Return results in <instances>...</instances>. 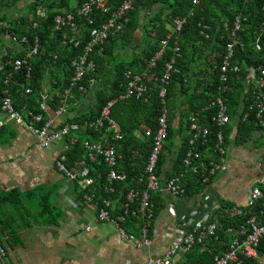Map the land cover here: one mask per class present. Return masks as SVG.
Returning a JSON list of instances; mask_svg holds the SVG:
<instances>
[{"label":"trees","instance_id":"trees-1","mask_svg":"<svg viewBox=\"0 0 264 264\" xmlns=\"http://www.w3.org/2000/svg\"><path fill=\"white\" fill-rule=\"evenodd\" d=\"M24 0H0V45L5 40L16 39L20 45V51L15 54L1 55L0 66L7 60L21 59L35 46L36 38L39 46V60L33 64L30 78H27L25 69L15 72L6 69L0 72V86L8 88L17 111L24 116L27 113L37 115L40 113L43 85L48 82L51 87L48 108L56 111L61 107V100L65 91L70 89L72 76V61L81 53L87 43L89 33L93 28H100L109 20L111 15L125 0H110L109 11L103 12L94 9L90 15L92 23L75 14L76 9L87 0H28L27 13L10 18L11 10H19L20 2ZM136 0L133 7L125 17L127 21L122 30L112 35L107 40L103 50L95 49L91 59L95 63V71H89L83 84L89 92L95 93V104L90 111L80 110L78 103L86 94L79 92L78 88H72L69 98V110L60 128L66 126H78L79 131L71 133L66 140L69 151L66 153L68 170L80 171L84 166L90 170V177L94 180V186L90 192L94 193L97 201L108 200L114 207V215L123 213L127 204V196L130 192L139 193V198L147 189V180L144 175L151 149V141L140 140L139 134H144L148 129L156 132L158 119L161 113L159 98L160 84L154 82V76H160L172 58L175 57V49L179 48L181 58L176 61V71L172 74L168 87V105L171 113L168 119V139L164 146L158 173L161 174L167 155L173 154L177 140L181 139V147L177 152V161L170 178L180 176L184 172V159L190 141L188 117L192 113L203 112L201 123L210 133L207 136L204 147L199 145V150L206 155L215 148L216 134L219 127L212 122L213 110L208 109L214 97L217 95L219 84V67L228 42L231 41V31L236 18L242 21V28L236 34L239 43L234 48L232 64L239 65L238 73L229 74V91L224 95V100L232 116H237L246 104L249 94H246V81L248 69L251 67L264 68V29H263V0ZM23 11V10H22ZM75 15L77 31L65 27L56 30L55 18L58 15ZM176 20H184L182 28L176 33ZM36 24V25H35ZM208 26V30H204ZM79 36L80 46L63 45L64 37ZM138 33L144 36L141 56H138L136 69L134 63L119 60L117 50L122 46H130ZM22 39H26L22 42ZM121 46V47H120ZM165 49L162 59L157 62L154 69L149 71L148 81L151 84L150 96L144 99H122L126 87L125 72L133 71L142 73L147 67L148 61L155 53ZM8 72L12 73L8 85L4 80ZM27 88L32 90L25 94ZM3 97L0 92V100ZM116 100L111 109V117L118 123L124 140L114 142L112 136L105 130L94 131L89 124L96 121L100 112L108 102ZM181 107V108H180ZM47 119V114L45 115ZM179 119V120H178ZM177 120L182 123L177 131L173 126ZM234 128L227 125L223 132L225 142L229 145L236 132L237 140H248L253 132L258 129L253 118L248 122L238 121ZM235 129V130H234ZM7 127L0 129V144L10 142L12 135H7ZM102 144L105 147H114L118 156L122 157L116 171L125 176L123 182L115 184V193L110 196L105 193L106 180L110 169L102 162L91 163L84 143ZM186 190V197H194L202 192L205 185L201 177L192 174L187 175L182 181ZM264 195V192H263ZM11 196L3 197L0 202H11ZM137 199L129 207V215L122 224V228L129 234L139 236L145 224V218L139 214ZM153 221L164 209L162 195L151 196ZM231 205H222L212 223L219 225L216 236L206 240L204 245L195 247L186 254L184 264H213L214 259L226 252L230 238L226 231L229 228H238L246 224L250 216L228 215ZM39 215L46 218L45 226H56L60 219L54 214L52 206L46 199L39 204ZM244 211V210H243ZM252 216L257 218V224H264V200L255 204L251 210ZM210 223V224H212ZM11 237H16V232H8Z\"/></svg>","mask_w":264,"mask_h":264},{"label":"built area","instance_id":"built-area-1","mask_svg":"<svg viewBox=\"0 0 264 264\" xmlns=\"http://www.w3.org/2000/svg\"><path fill=\"white\" fill-rule=\"evenodd\" d=\"M135 1L136 0H125L117 10L113 12L107 22L100 28H93L91 30L88 41L83 46L82 53L71 63L72 76L70 78V89L65 91V96L61 100L62 105L55 113L57 117L65 119L69 110L68 96L72 88H78L80 93L88 94V89L83 84V81L89 71H95L96 66L91 56L95 49L99 48L103 50L109 37L122 30L127 21L125 15L132 9ZM109 2L110 0H87L76 9L75 14L85 17L89 23H92L90 15L93 10L97 9L107 12L109 11ZM194 2L195 4H199V0H195ZM262 12L264 16V2ZM175 23V31L177 33L181 30L184 20H176ZM262 26L264 29V20ZM55 27L56 30L69 27L70 30L77 31L78 28L75 23V15L70 13L65 16H56ZM241 28L242 21L240 18H236L231 31V41L226 45L222 63L219 67L220 73L217 95L214 97L209 107L203 110L212 109L214 111L212 122L219 127V131L216 134L215 148L213 152L206 155L200 152L199 145L204 147L210 131L201 123L203 112H196L189 115L187 121L191 138L184 159V172L178 177L169 178L165 187V190L173 197H186V190L182 185V181L189 174L197 177L200 176L205 186L211 183V180L214 178L227 174L229 169V146L225 142L223 132L227 125H232L240 120L242 122H248L253 118L255 125L259 129L264 130V68L262 66L248 69L246 94H249V97L237 116L234 117L229 113V108L224 100V95L229 91V74L238 73L241 68L239 65L232 64L234 48L239 43L236 34ZM208 29V26H204V30ZM79 38L80 37L77 36L76 33L73 37L66 35L63 40V45L73 44L75 47H79ZM25 41L26 39H22V42ZM12 42L19 43L16 39H13ZM38 42L36 38V46L29 51L25 57L7 60L4 65L0 66V72L8 68L13 69L15 72L25 69L27 78H30L33 64L39 60ZM164 52L165 49H161L155 53L148 61L147 67L142 73H136L131 70L125 72L124 76L127 84L124 93L120 96L122 99L135 98L147 100L149 98L151 92V84L150 81H148L149 71L156 67L157 62L162 59ZM178 58H181V53L180 49L176 48L175 57L166 64L164 72L160 76H154L153 78L154 82L158 81L160 84L159 98L161 113L158 119L159 126L157 131L153 132L151 129H148L144 134H137L140 140L146 138L151 141V149L144 173L147 180V189L142 193L140 198L139 193L130 192L127 196V204L123 209V213L116 216L114 215V207L110 201L104 200L100 204L95 194L90 192L94 186V180L90 177V170L87 166H84L80 171H70L67 169L66 153L69 151V146L66 140L70 137L71 133L78 132L79 127L70 125L53 131L54 123L46 119L45 116L48 112L47 102L50 99L49 93L51 90L48 82L43 85L40 113L37 115L27 113V116H24L22 112L15 109L8 88H2L0 86V92L2 91L3 93V97L0 100V112L8 118L9 122L15 123L17 126L24 128V130L34 135L42 148L47 149L58 141L65 142V146L56 162L58 171L79 187L87 203L98 206V221L100 223H109L114 226L119 231L120 238L129 243L132 242V238L122 228V224L125 223L126 217L129 215L130 205L136 202L137 199H140L138 202L139 214L145 218V224L138 238L135 240V245L138 248H148L151 245L150 234L154 223L150 202L151 196L154 194H161L163 191L158 167L164 152V146L168 139V119L172 111L168 105V87L171 76L176 71V61ZM11 76L12 73L8 72L4 80L5 86L9 84ZM30 93H32V90L27 88L25 94L29 95ZM115 103L116 100L108 102L101 110L97 120L88 126L94 131L105 129L112 136L114 142H122L124 140L122 130L118 123L111 117V109ZM2 126L3 124L0 123V128ZM84 146L91 163L102 161L110 169V173L106 180L105 193L110 196L114 195L115 184L125 180V176L120 175L118 171H116L117 165L122 157L118 156L117 150L112 146L105 147L102 144L94 145L86 142ZM262 200H264V195L258 185L251 189L247 207L238 208L233 206L230 211H227L230 216L248 214L250 218L245 225L237 229L229 228L226 231L230 238L227 250L220 256H217L213 264H264V224L258 225L257 218L251 214V210L255 204ZM218 228L219 225L217 222L207 226H196L192 228L191 232L176 237L163 257L151 259L148 264H184L186 254L195 247L204 245L209 238L215 237ZM7 256V249L0 242V264H7Z\"/></svg>","mask_w":264,"mask_h":264},{"label":"crops","instance_id":"crops-1","mask_svg":"<svg viewBox=\"0 0 264 264\" xmlns=\"http://www.w3.org/2000/svg\"><path fill=\"white\" fill-rule=\"evenodd\" d=\"M28 3L20 2L19 10H11L9 17L27 13ZM143 42L144 36L138 33L132 45L120 46L117 57L134 63L136 69ZM20 49L19 43L5 40L0 45V56L15 54ZM93 104L95 93L89 92L78 108L90 111ZM47 115L54 123L53 131L59 130L64 119L50 108ZM178 120L173 126L177 131L182 125ZM0 123V129L7 127V135L13 136L7 144H0V201L12 197L11 202H0V242L7 249V264H148L151 259L163 257L176 237L215 221L222 205L245 208L252 188L259 185L264 192L263 129L258 128L245 141L237 140L235 132L228 145L227 174L211 180L194 197L177 198L165 190L181 147L179 139L173 154H165L160 174L164 209L154 220L151 245L138 248L137 236L131 234L129 243L120 238L114 226L100 223L98 206L87 203L79 187L58 171L56 162L64 141L45 149L34 135L9 122L1 112ZM232 126L235 128L236 124ZM44 199L60 217L56 226H45L47 219L39 215V204ZM8 232H16V237Z\"/></svg>","mask_w":264,"mask_h":264}]
</instances>
